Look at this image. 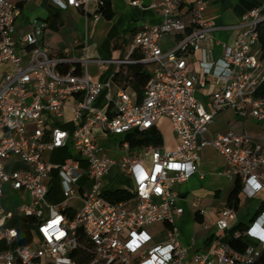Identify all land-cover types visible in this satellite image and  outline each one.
<instances>
[{"label": "built area", "instance_id": "2783aa9c", "mask_svg": "<svg viewBox=\"0 0 264 264\" xmlns=\"http://www.w3.org/2000/svg\"><path fill=\"white\" fill-rule=\"evenodd\" d=\"M58 8L73 7L91 12L97 21L103 0H51ZM141 6L139 0H130ZM90 4L93 11H90ZM148 7L156 10L161 22L135 33L122 58H96L86 55L84 36L79 58L69 48L53 52L41 43L43 24L28 21L27 29L16 38L21 8L0 0V237L9 248L0 251V264H76L73 249L82 246L78 228L88 240V264H259L264 252V209L243 230L232 237L251 242L243 250L233 248L221 234L209 252H195L183 246L174 224L183 212L175 185L198 174L199 150L211 145L224 158L226 173L240 179V194L252 198L264 192V138L228 130L212 139L205 137L208 125L223 108L239 116L264 121V96L257 92L264 85V54L258 48V27L264 22V0L243 14L233 26L232 44L223 45V55L215 61H199L200 71L192 67L189 54L199 51L212 25L203 18L206 0H156ZM177 36L167 49L165 36ZM257 48L255 49V47ZM135 52L141 59L133 57ZM187 57V58H186ZM152 64L151 79L141 100L128 89L113 90V75L122 65ZM94 63L99 72L110 64L115 68L106 81H94L88 72ZM211 79L209 108L195 97ZM104 93V105H98ZM70 107V129L62 127L65 109ZM166 117L171 123L176 145H144L133 157L120 161L133 180L130 196L112 202L102 195L101 180L117 161L109 148L117 145L129 150L126 134L156 127ZM124 135L116 145L100 139ZM65 149L59 162L45 158V152ZM15 158L25 170L7 171ZM57 178L64 201L58 206L47 203V195ZM82 181V184L79 182ZM26 191L29 201L19 205L18 213L34 226L23 235L7 221L12 211L3 207L5 189ZM78 199L80 207L69 217L64 210L68 201ZM48 208V215L44 214ZM204 214V209L199 210ZM236 210L224 205L214 221H203V228L229 231ZM156 222L167 224L166 239L149 245L151 236L144 227ZM28 237L27 243L20 240Z\"/></svg>", "mask_w": 264, "mask_h": 264}, {"label": "crops", "instance_id": "0c3cea01", "mask_svg": "<svg viewBox=\"0 0 264 264\" xmlns=\"http://www.w3.org/2000/svg\"><path fill=\"white\" fill-rule=\"evenodd\" d=\"M9 1L16 4L21 3L20 6L21 15L17 20L18 30L16 33V38H20L22 33L27 29L26 25L29 20L37 19L43 24L41 43L44 46L49 47L55 53H59L63 49L69 48L70 56L73 58H79L84 54V52L82 51V46L84 44L83 41H84L85 33L87 35L86 55L89 58L91 59L122 58L127 54L129 44L131 43L132 37L135 33L141 31L145 27L156 25L161 22V17L159 13L153 8L148 7V5L151 2L156 0H139L141 6L132 5L130 3V0H111L113 16L110 19L101 16L97 21L93 20L91 12L89 14H85L82 9H76L73 7H68L67 9H60L54 3H52L51 0H9ZM258 2L259 0H206V8L203 11V18L212 25L213 29L211 30L208 38L203 42H201L200 50L195 51L189 54L188 56L190 61L192 62V67L195 71L197 72L200 71L199 61L201 59L205 58L207 61H215L216 59L222 57L223 45L232 44L235 39L236 30L235 28H233V26L240 21L244 13H246L251 8L255 7L258 4ZM89 8L90 11H93V6L91 4ZM176 38L177 36H171V35L165 36L161 42L163 48L167 49L171 47ZM256 48L257 46L255 47V49ZM147 65H149L152 68V64H146V67ZM114 68L115 65L110 64L103 72H99L98 67L94 63H89L88 72L92 80L106 81L111 77ZM149 72L151 74V69ZM115 81L116 80H113V90H116L118 87V85L116 84L117 81L116 82ZM213 89H214V85L210 79L207 83V86L204 89H200V90L202 91V93L204 92V95L208 100L209 99L211 100L210 93ZM128 91L133 98L139 100L134 91L130 89H128ZM104 101H105V97H104V93H102L97 103L98 105L103 106ZM217 114L216 115L218 119L215 122L213 120L209 124L213 126L211 128V131L209 132L207 128L205 132V137L207 139L210 140L213 137H215L217 134L224 133L228 130L246 132L252 135L258 141H261L262 138H264V125H261L260 127L257 126L259 122L264 123V121H257L251 116H247V117L239 116L233 109L228 107L221 109ZM69 118H70V107L67 106L65 109V119L64 122L62 123V127L65 129L71 128ZM164 119L169 120L168 118L163 117L159 121ZM253 121H256V124L253 123ZM156 127L162 134V131L160 130L158 124ZM170 127H171V123H170ZM218 129H221L223 132L216 133V130ZM171 132H172L171 136L168 139H165L164 135L162 134V138L167 148H173L176 145V137L174 135L172 127H171ZM108 140L100 139V142L104 144ZM206 146H211V145H206ZM202 149L203 147L199 150V154H200V161L198 163L199 179H205V174L201 171ZM65 155H66L65 149H59L53 152H49L48 157H46V155L44 156L48 160H51L53 162H59L65 157ZM18 165H21L22 168H18ZM115 166L119 167L123 174L131 178V176L123 170V168L120 165V162L119 163L117 162L116 164L112 165L111 168ZM26 168L27 167L24 163L18 161L15 158H10L7 162V167H6L7 171L9 172L13 170H25ZM215 171L219 176L225 177L229 180H234V182L236 180L235 177H230V175L226 173V162L224 158H223V164L220 165L218 168H216ZM104 177L101 180V188L103 191L115 190L118 188L125 189V187H117L114 189L105 188L103 186ZM187 182H189V180L179 183L174 187V189L179 194V199H178L179 205L181 202L187 201V195H188ZM132 184H133V180H132ZM126 190H130V189H126ZM9 191L11 193H14L15 196L20 197L22 199L20 203L29 201V194L26 191H14L9 188H6L4 195H6L7 194L6 192ZM230 191L228 192L225 199L221 198V193H220L221 191L219 189H216L208 194L209 205L215 204L212 211H208L206 209V205H204L203 203V198H201V196H198L191 202V206H192V208L190 209L192 213L191 219H190V215L188 214L185 215V209H183V212L180 215L175 217L174 224L178 229L179 241L183 246H186L188 248L189 257L195 252H209L213 247V240L215 239V237L221 234L224 238L230 231L229 230L227 232L226 231L218 232L213 227L209 229H205L203 228L202 225L203 221H214L218 217L220 208L223 207L224 205H227V200ZM4 195L2 199L3 207L8 211L13 212L7 221V225L11 226L10 224L16 220L23 223L27 222L18 213V211L15 210V208L18 207L20 203L16 207L12 206L10 203L7 202V199L6 197H4ZM73 200L79 201L78 199H73ZM242 200H243V196L239 193L238 207L241 205ZM63 201H64V195H63L62 187L60 185L59 180L55 178L54 183L47 195V203L49 205L58 207ZM67 209L75 211L70 206H68ZM200 209H204V214L202 215L199 214ZM48 213H49L48 208H45L44 214L48 215ZM251 219L247 223H243L240 220H237V210H236V218L234 221L236 220L237 221L231 224V228L238 223H242L246 227L248 223L251 221ZM176 221L179 223V226L176 225ZM160 223L164 225V228L167 231L168 229L167 224L163 222ZM149 225H146L144 227L146 232L151 236L149 245L152 246L163 242L166 239V234L164 235L162 240L156 241L157 235L151 234L149 230L146 228ZM16 229L21 235L25 233L22 230L20 231L17 227ZM8 248L9 245L7 244V242L2 237H0V251H4ZM40 263L41 261L39 262V264ZM44 264H46V260H44Z\"/></svg>", "mask_w": 264, "mask_h": 264}, {"label": "rangeland", "instance_id": "374dc122", "mask_svg": "<svg viewBox=\"0 0 264 264\" xmlns=\"http://www.w3.org/2000/svg\"><path fill=\"white\" fill-rule=\"evenodd\" d=\"M147 69L150 71L151 67L147 65ZM113 88V87H112ZM195 97L204 105L205 108H209L210 99L208 100L206 96L204 95V92L202 93L201 90H196ZM219 115V114H217ZM217 115L214 119V122L218 119ZM252 121V120H251ZM253 123L256 124V121H253ZM158 126L160 130L162 131V134L164 135L165 139L170 138L171 136V127L169 120H161L158 123ZM264 125V123L259 122L257 126ZM212 125H208V131H211ZM217 132H223L221 129L216 130ZM124 135H112L110 137V140L106 141L104 144L109 145L115 141L116 145L120 143L124 139ZM110 154L115 158V160L119 163L122 161V158L124 157H133L138 153V147L131 148L129 150H126L119 145L115 149H111ZM46 157L49 156V152L44 153ZM201 158H202V165H201V171L205 174V179H199L198 174L193 175L189 182H187L188 186V195H187V201L181 202L180 205L185 209V215H190V219L192 218L191 213V202L198 196H201L203 198V203L206 205V209L208 211H212L215 204L209 205V197L208 194L212 191L219 189L221 192V198L225 199L228 192L231 190L233 186L234 180H229L225 177L219 176L217 172L215 171L216 168H218L220 165L223 164V158L220 153H218L213 147L211 146H205L203 147L201 151ZM18 168H22L21 165H18ZM104 181V187L107 189H114L117 187H125V189H133L132 180L130 177L123 174L119 167L115 166L112 167L108 174L103 179ZM79 184H82V181L79 182ZM7 194L4 195L6 197L7 202L10 203L12 206H17L22 199L20 197H17L14 195V193L6 192ZM264 202V192L256 194L252 198H245L243 197L241 205L237 209V220H240L243 223H247L251 217L254 216L256 210L258 209L259 205ZM68 206H70L73 210H77L80 207V202L76 200H69ZM19 206L15 208L16 211H18ZM236 220V221H237ZM236 221H233L232 223H235ZM231 223V224H232ZM11 226L17 227L20 231L26 232L28 229L32 228L34 225L32 223L27 222H19L18 220L13 221ZM176 225L179 226V223L176 221ZM22 228V229H21ZM149 232L156 236V241L162 240L164 235L166 234V229L164 228V225L160 222L153 223L146 227ZM45 259H41L40 264H44Z\"/></svg>", "mask_w": 264, "mask_h": 264}, {"label": "trees", "instance_id": "16d2710c", "mask_svg": "<svg viewBox=\"0 0 264 264\" xmlns=\"http://www.w3.org/2000/svg\"><path fill=\"white\" fill-rule=\"evenodd\" d=\"M104 5L101 7L100 11L102 16L107 19H110L113 16V11L111 7V0H103ZM18 6H21V3H17ZM258 48L259 51L264 54V22H262L258 27ZM134 58L141 59L142 54L139 52H135L133 54ZM126 69V70H125ZM151 79V74L146 67V63H133L122 65L119 68V71L115 72L113 75V80H116V84L118 86H122L125 89H130L134 91L139 100L142 99L145 93V89L147 84ZM258 96H264V85L257 92ZM126 139L129 140L130 148L141 147L144 145H160L162 144L163 138L160 131L157 127H152L145 131H137L134 130L126 134ZM241 190L240 179L237 178L234 182V185L229 193L227 205L233 207L235 210L238 209L239 205V193ZM102 195L112 202H120L130 196V193L123 188H118L115 190H104L102 191ZM262 209H264V202H262L258 209L256 210L255 215H257ZM69 217L74 215V211L70 209L64 210ZM253 216V217H254ZM252 217V218H253ZM245 226L242 223H238L234 225L228 234L223 238L224 241L228 242L233 248L237 250H243L246 245H248L251 241L247 238H233L232 234L235 230H243ZM79 241L82 246L75 248L70 253V258L76 264H88L90 261V253L87 251L88 240L85 238L82 228H78ZM29 241L28 237H24L20 240L21 244L27 243ZM259 264H264V252H262L261 256L258 259Z\"/></svg>", "mask_w": 264, "mask_h": 264}]
</instances>
